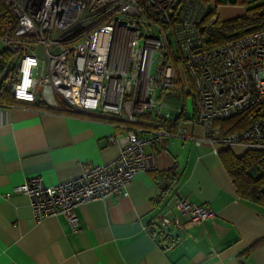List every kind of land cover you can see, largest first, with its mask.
I'll use <instances>...</instances> for the list:
<instances>
[{"label":"built area","instance_id":"built-area-1","mask_svg":"<svg viewBox=\"0 0 264 264\" xmlns=\"http://www.w3.org/2000/svg\"><path fill=\"white\" fill-rule=\"evenodd\" d=\"M2 1L13 23L0 35V88L58 111L113 115L119 123L112 136L119 152L111 161L82 163L74 178L51 185L29 177L5 194H26L35 220L59 214L76 230L79 204L125 195L136 172L156 167L145 146L183 131L160 119L169 116L161 112L166 93L183 101L178 65L189 81L194 123L204 127L202 137L191 136L195 144L264 149V114L240 131L224 133L219 124L264 105V28L208 46L203 28L219 17L212 0ZM171 198L170 210L185 215L186 225L213 216L204 204L177 193ZM154 222L183 225L161 213Z\"/></svg>","mask_w":264,"mask_h":264},{"label":"crops","instance_id":"crops-1","mask_svg":"<svg viewBox=\"0 0 264 264\" xmlns=\"http://www.w3.org/2000/svg\"><path fill=\"white\" fill-rule=\"evenodd\" d=\"M181 85L182 103L178 93H166L161 112L169 116L160 119L183 131L145 146L157 165L136 172L127 194L79 204L76 230L59 214L35 220L26 194H5L29 177L51 185L74 178L82 163L111 161L119 152L112 139L118 120L0 104V264H264V206L237 193L219 158L224 146L194 143L204 127L194 123L188 79ZM174 193L206 205L212 218L186 225L185 215L170 210ZM158 213L183 225L161 228Z\"/></svg>","mask_w":264,"mask_h":264},{"label":"trees","instance_id":"trees-1","mask_svg":"<svg viewBox=\"0 0 264 264\" xmlns=\"http://www.w3.org/2000/svg\"><path fill=\"white\" fill-rule=\"evenodd\" d=\"M244 11V14L239 15V17L225 21L217 19L209 27L203 28L202 37L205 40V44L216 46V44L225 43L252 30L264 28V3L251 6V8L247 6ZM9 16L4 9L3 1L0 0V35L13 23ZM2 73L0 68V76ZM0 104L54 110L40 101L32 102L17 99L1 88ZM58 112L79 115V112L74 110L60 109ZM259 114H264V105L220 121L219 124L224 133L240 131L249 127L251 120ZM148 116L146 114L145 117ZM219 158L222 160L226 171H228L232 183L235 184L237 193L244 198L251 199L258 206H264V149H245L243 153L235 154L231 148H223L219 152Z\"/></svg>","mask_w":264,"mask_h":264},{"label":"rangeland","instance_id":"rangeland-1","mask_svg":"<svg viewBox=\"0 0 264 264\" xmlns=\"http://www.w3.org/2000/svg\"><path fill=\"white\" fill-rule=\"evenodd\" d=\"M217 4V12H218V19L225 21L230 18L238 17L239 15L243 14L246 9V6L248 8H251V6H255L257 4L264 3V0H246L247 3L243 4L240 2H236L235 0H212ZM3 41L0 39V50H2L4 47ZM178 75H180V78L183 82H187V77L184 75L183 69L181 65L177 67ZM189 99V104L192 106V99ZM240 148V147H239ZM236 149V147H234ZM244 150L242 149L241 153H243Z\"/></svg>","mask_w":264,"mask_h":264}]
</instances>
